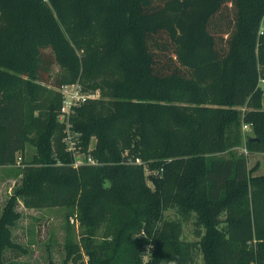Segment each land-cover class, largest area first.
<instances>
[{
  "label": "trees",
  "instance_id": "trees-1",
  "mask_svg": "<svg viewBox=\"0 0 264 264\" xmlns=\"http://www.w3.org/2000/svg\"><path fill=\"white\" fill-rule=\"evenodd\" d=\"M263 17L264 0H0V167L35 148L0 214V264L25 253L14 201L77 214L62 264H264V162L254 175L234 150L245 122L264 151ZM73 83L99 97L67 128L57 89Z\"/></svg>",
  "mask_w": 264,
  "mask_h": 264
},
{
  "label": "rangeland",
  "instance_id": "rangeland-1",
  "mask_svg": "<svg viewBox=\"0 0 264 264\" xmlns=\"http://www.w3.org/2000/svg\"><path fill=\"white\" fill-rule=\"evenodd\" d=\"M57 67H54V73ZM49 86V85H47ZM99 95V93H98ZM264 109V99L262 102ZM250 135H252L250 133ZM94 140L91 141L93 146ZM81 146L77 148L75 159L81 158ZM35 148L26 144L25 151L21 155L18 164L13 167H0V214L5 204L12 198L14 192L21 184V168L28 163ZM79 153V154H78ZM214 157L228 158L230 155L217 154ZM248 168H253L259 163V169L254 175H260L263 172L264 156L258 154L247 157ZM147 185L153 188L151 180H147ZM14 209L19 214V218L11 227L12 241L25 250V253L19 250H7L5 260L12 264H62L65 257V244L70 238L74 242H80L82 227L76 213H70V209L65 207L54 208H24L21 202L14 201ZM173 211L165 214V219H174ZM192 220L185 225L183 238L187 241H196L193 232ZM149 253V252H147ZM88 260V257H85ZM197 264H203L201 257L197 259Z\"/></svg>",
  "mask_w": 264,
  "mask_h": 264
},
{
  "label": "built area",
  "instance_id": "built-area-1",
  "mask_svg": "<svg viewBox=\"0 0 264 264\" xmlns=\"http://www.w3.org/2000/svg\"><path fill=\"white\" fill-rule=\"evenodd\" d=\"M263 40L264 44V17L259 25L258 29V42ZM258 86L264 89V74L259 76L258 78ZM61 95V104L59 108V116L58 119L60 122H63L67 128H69V121L72 114L75 112V109L83 105L88 99L98 98V91L95 93H87L84 92L82 87L78 83L73 84H65L60 86L57 89ZM241 115H243L248 109L244 106L239 109ZM241 134H242V143L240 146L234 148V150L238 153V155H243L246 158L251 156L252 154L247 150L246 141L247 138L252 134V124L250 123H241ZM66 150L69 152L74 158V166L77 167L79 162L75 159L79 140L74 137V135L67 134V137L64 139ZM258 155L264 156V151L259 153ZM87 162L90 164H94V160L91 157H88Z\"/></svg>",
  "mask_w": 264,
  "mask_h": 264
}]
</instances>
